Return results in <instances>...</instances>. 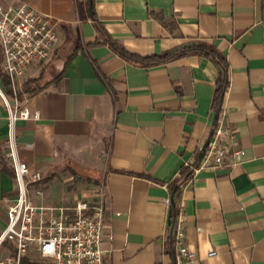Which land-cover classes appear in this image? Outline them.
<instances>
[{"label": "crops", "instance_id": "crops-1", "mask_svg": "<svg viewBox=\"0 0 264 264\" xmlns=\"http://www.w3.org/2000/svg\"><path fill=\"white\" fill-rule=\"evenodd\" d=\"M21 4L49 18L59 37L52 58L29 68L20 93L38 119L14 126L19 159L54 174L35 186L42 191L35 202L70 217L79 203L100 207L103 264H175L166 198L198 264H264V0H0L4 8ZM92 15L137 57L212 45L227 63L219 109L213 61L190 55L146 66L106 44L88 46L103 40ZM1 62L2 55L4 93ZM1 92L0 232L15 194ZM221 114L240 154L227 167H199ZM182 167L191 175L172 198ZM12 255L3 244L0 264Z\"/></svg>", "mask_w": 264, "mask_h": 264}, {"label": "built area", "instance_id": "built-area-1", "mask_svg": "<svg viewBox=\"0 0 264 264\" xmlns=\"http://www.w3.org/2000/svg\"><path fill=\"white\" fill-rule=\"evenodd\" d=\"M59 37L54 23L26 5L0 6V49L2 73L8 79V92L2 94L8 113V134L4 157L14 181V197L7 202L6 226L0 232V247L9 244L13 255L4 264H103L101 249L104 229L102 209L85 203L77 204L73 216L62 208L39 205L35 198L42 191V173L32 170L17 154L14 126L17 121L37 120L38 114L25 106L24 78L30 67L48 62ZM223 114L217 120L199 167L217 169L228 166L230 156L240 154L235 130L224 124ZM169 209L170 201L164 200ZM58 210L59 216L52 213ZM172 226L168 225L170 246L175 264H198L196 253L187 245L182 217L176 210ZM208 255H213L210 253Z\"/></svg>", "mask_w": 264, "mask_h": 264}, {"label": "trees", "instance_id": "trees-1", "mask_svg": "<svg viewBox=\"0 0 264 264\" xmlns=\"http://www.w3.org/2000/svg\"><path fill=\"white\" fill-rule=\"evenodd\" d=\"M87 3L93 4V0H86ZM94 26L98 30V32L102 35L103 40H95L92 43H88V46H94L98 44H106L109 48L118 56L125 60L133 61L135 63H139L146 66L163 64L172 60H176L179 58H183L186 56L194 55L200 56L210 59L215 63L218 69V76L216 79V86L214 91V97L212 101V108L214 111H217L220 107L221 99L224 93V89L227 86V63L225 58L212 46L206 43H195L188 46H183L179 49L162 53L159 55H154L150 57H137L129 52H127L124 48L120 46L115 40H113L101 27L100 23L95 19L92 15L91 17ZM2 81L4 82L6 88H8V79L4 74H1ZM26 89V88H25ZM36 89L27 88L25 90L26 93H33ZM8 91V90H7ZM191 173L188 167H182L180 169V174L178 179L173 183V185L169 186L171 197L173 198L174 194L180 190V188L187 182ZM177 210L175 202L171 201L170 204V216L169 221L173 218V213ZM170 238V236H169Z\"/></svg>", "mask_w": 264, "mask_h": 264}, {"label": "rangeland", "instance_id": "rangeland-1", "mask_svg": "<svg viewBox=\"0 0 264 264\" xmlns=\"http://www.w3.org/2000/svg\"><path fill=\"white\" fill-rule=\"evenodd\" d=\"M0 59H1V55H0ZM30 87V88H32L33 86H35V84L33 83V84H29V85H27V87ZM55 174H56V176H58L57 175V173L55 172ZM54 174L53 173H51L50 175H42L43 176V179H42V181H41V184H45L46 182H47V180L48 179H50V177H52ZM41 184L39 185L40 186V188H41Z\"/></svg>", "mask_w": 264, "mask_h": 264}, {"label": "water", "instance_id": "water-1", "mask_svg": "<svg viewBox=\"0 0 264 264\" xmlns=\"http://www.w3.org/2000/svg\"><path fill=\"white\" fill-rule=\"evenodd\" d=\"M88 11H89V15H91V12H90V6L88 7ZM206 145H207V143H206ZM206 145H205V147H206ZM168 225L170 226H172V221H168ZM169 236H171V229H170V234H169Z\"/></svg>", "mask_w": 264, "mask_h": 264}]
</instances>
